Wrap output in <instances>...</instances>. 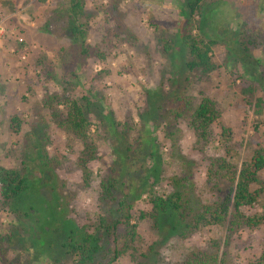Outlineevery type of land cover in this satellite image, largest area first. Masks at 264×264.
I'll return each instance as SVG.
<instances>
[{
  "label": "rangeland",
  "instance_id": "1",
  "mask_svg": "<svg viewBox=\"0 0 264 264\" xmlns=\"http://www.w3.org/2000/svg\"><path fill=\"white\" fill-rule=\"evenodd\" d=\"M184 1L86 0L81 22L89 56L82 61L61 22L49 20L55 4L66 0H0V167L22 169L30 186L12 203L13 210L0 203V264H36L35 251H53L39 264L54 259L70 264L61 247L67 236L81 241L85 233L96 235L99 221L113 213L115 204L99 199L100 181L118 170L122 158L138 169L149 153H155L150 175L138 169L139 183L128 194L135 252L114 264H176L195 251L216 255L224 264L257 263L264 257V226L236 230L230 218L221 227L190 232L167 214L155 231L148 219L137 221L138 213L150 210L149 189L160 196L180 191L197 212L230 188L224 180L217 188L207 182L212 160L225 158L239 168L257 147L264 150V33L249 53L236 39L242 30L264 29V0H203L200 17L191 19L183 18L188 13ZM188 37L215 42L209 56L217 68L208 76L185 68ZM233 73L254 82L253 98L241 94ZM63 88L73 99L85 96L94 102L89 117L97 160L89 166L88 186L76 167L81 143L57 129L43 107L46 95H62ZM177 97L193 108L202 97L214 100L230 142H220L215 129L208 145H196L190 111L175 118ZM12 117L21 122L18 134L10 128ZM146 131L149 138L137 150ZM245 211L263 214L264 195ZM104 243L99 241L107 249Z\"/></svg>",
  "mask_w": 264,
  "mask_h": 264
},
{
  "label": "trees",
  "instance_id": "2",
  "mask_svg": "<svg viewBox=\"0 0 264 264\" xmlns=\"http://www.w3.org/2000/svg\"><path fill=\"white\" fill-rule=\"evenodd\" d=\"M66 2L67 4L62 2L55 4L49 20L56 19L57 22H61L64 26L63 31H68V36L77 56L83 61L89 56V51L85 47L86 26L81 22L82 18H85L86 0H66ZM184 3L188 13L186 12L183 18L186 15L190 19L200 17L203 0H185ZM2 4L10 6L11 3L4 1ZM244 26L243 23L239 25L241 28ZM263 33L264 29H259L256 32L242 30L236 38L237 44L244 52L249 53L252 48L261 44L258 41V35ZM262 40H264V34ZM186 44L190 56V60L184 65L187 70L198 71L200 75L208 76L217 68L209 56L211 48L215 45L214 41H196L188 37ZM165 51H167V47H165ZM72 76L77 78L74 73ZM233 77L240 80L241 94L253 98L255 93L254 82L240 74L233 73ZM64 84L67 85L65 82ZM65 90L63 88L64 93L62 95H46L43 107L48 111L49 119L57 129L81 143L82 148L76 160V167L81 172L83 184L88 186L92 174L89 166L97 160V148L90 135L92 122L89 117L94 102L85 96L80 99H73ZM151 95H153V91ZM175 104H177L179 111L175 114V118H179L182 114L190 111L188 125L196 145H208L213 139L215 129L219 130L220 142L225 144L230 142V131L225 127L221 108L214 100L202 97L198 105L193 108L190 102H186L182 97H177ZM115 126L117 125L115 124ZM99 127H103L102 123H99ZM10 128L15 134L20 132L21 122L17 117L10 119ZM109 128L112 131L115 129L113 125ZM148 133L146 131L143 138L141 137V140L136 142L137 150L142 146L143 140L149 138H146ZM124 150L128 151L130 147H125ZM154 156L155 153L147 154L142 162L143 165L138 168L145 170L147 177L152 171L151 165L153 166L154 163L151 160ZM126 160L127 158H122L118 170L111 169V174L99 183V199L115 204L113 213L107 219L99 221L100 231L98 230L96 235L85 233L81 241H76L67 236L66 243L61 245L62 248L67 249L66 253L71 259L70 264H114L118 258L125 254L133 258V254L129 251L135 252L133 243L137 237V231L136 223L132 222L135 215L133 201L129 199L128 194L134 192L137 183H139L134 175L138 174L139 171L134 162L128 163ZM138 160L142 161L139 158ZM263 172L264 150L259 147L255 149L251 158L242 163L239 168L225 158L214 159L206 169V180L214 188H217L218 183L223 180L230 184V188L223 198L206 203L197 212H193L189 207L188 199L184 197L182 192L174 191L169 196H160L152 194L149 189L147 196L150 210L147 213H138L137 221L148 219L151 221L154 230L159 231L161 218L168 214L170 217H176L180 222H183L186 230L193 232L204 227H221L231 218L230 225L236 230L242 227L249 230L257 229L264 226V213L248 215L245 210L254 208L259 198L264 195V181L261 178ZM183 180L185 179H179L175 181V184L180 183L179 185H181ZM29 191L30 186L22 169L14 170L0 167V203L3 206L13 210L12 203L21 200ZM118 192L119 195H116ZM41 232L43 231L41 230ZM102 240L105 241L104 244L107 245V249H103V244H99V241ZM52 252L35 251L33 262L39 264L45 261L47 257H51ZM140 257L146 259L145 255H140ZM46 264L64 263L54 259L53 261L47 260ZM176 264L224 263L221 261L217 263L216 255L208 256L201 251H195L190 253L185 260ZM250 264H264V257L257 263Z\"/></svg>",
  "mask_w": 264,
  "mask_h": 264
},
{
  "label": "built area",
  "instance_id": "3",
  "mask_svg": "<svg viewBox=\"0 0 264 264\" xmlns=\"http://www.w3.org/2000/svg\"><path fill=\"white\" fill-rule=\"evenodd\" d=\"M4 34V29L3 27L0 25V36H2Z\"/></svg>",
  "mask_w": 264,
  "mask_h": 264
}]
</instances>
